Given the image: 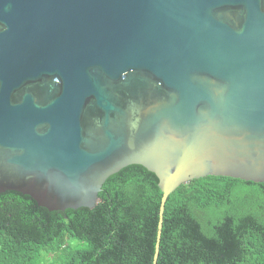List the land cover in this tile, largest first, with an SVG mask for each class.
I'll use <instances>...</instances> for the list:
<instances>
[{
	"label": "water",
	"instance_id": "95a60500",
	"mask_svg": "<svg viewBox=\"0 0 264 264\" xmlns=\"http://www.w3.org/2000/svg\"><path fill=\"white\" fill-rule=\"evenodd\" d=\"M168 196L264 182V0H0V193L94 208L125 166Z\"/></svg>",
	"mask_w": 264,
	"mask_h": 264
},
{
	"label": "trees",
	"instance_id": "16d2710c",
	"mask_svg": "<svg viewBox=\"0 0 264 264\" xmlns=\"http://www.w3.org/2000/svg\"><path fill=\"white\" fill-rule=\"evenodd\" d=\"M98 197L94 208L50 211L0 193V264H153L157 176L125 166ZM157 264H264V182L207 175L179 185L165 204Z\"/></svg>",
	"mask_w": 264,
	"mask_h": 264
},
{
	"label": "rangeland",
	"instance_id": "374dc122",
	"mask_svg": "<svg viewBox=\"0 0 264 264\" xmlns=\"http://www.w3.org/2000/svg\"><path fill=\"white\" fill-rule=\"evenodd\" d=\"M72 243H73V244L80 245V246H84V245H85V243H83V242H79V241H77V240H73Z\"/></svg>",
	"mask_w": 264,
	"mask_h": 264
}]
</instances>
